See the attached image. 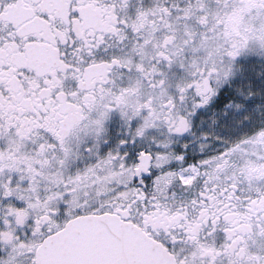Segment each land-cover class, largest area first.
Instances as JSON below:
<instances>
[{"label":"snow or ice","instance_id":"6c2138e0","mask_svg":"<svg viewBox=\"0 0 264 264\" xmlns=\"http://www.w3.org/2000/svg\"><path fill=\"white\" fill-rule=\"evenodd\" d=\"M0 264H264V0H0Z\"/></svg>","mask_w":264,"mask_h":264}]
</instances>
